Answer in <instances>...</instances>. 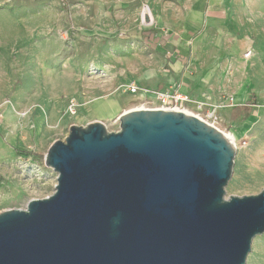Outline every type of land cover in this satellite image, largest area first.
Listing matches in <instances>:
<instances>
[{"label": "rangeland", "instance_id": "374dc122", "mask_svg": "<svg viewBox=\"0 0 264 264\" xmlns=\"http://www.w3.org/2000/svg\"><path fill=\"white\" fill-rule=\"evenodd\" d=\"M185 14L179 0H0V214L54 193L57 174L45 156L71 126L104 116L98 102L114 101L110 111L122 114L151 100L125 92L127 84L185 92L186 73L185 112L212 123L217 108L215 126L238 145L226 198L263 190L264 0H236L234 18L198 45L202 32L187 31ZM151 36L165 44L153 46ZM168 44L189 48L183 74L170 66ZM247 47L249 66L241 61ZM103 123L119 131L118 118ZM246 264H264V234Z\"/></svg>", "mask_w": 264, "mask_h": 264}, {"label": "water", "instance_id": "95a60500", "mask_svg": "<svg viewBox=\"0 0 264 264\" xmlns=\"http://www.w3.org/2000/svg\"><path fill=\"white\" fill-rule=\"evenodd\" d=\"M73 125L45 165L54 193L0 214V264H246L264 234V188L231 196L237 148L175 110Z\"/></svg>", "mask_w": 264, "mask_h": 264}, {"label": "crops", "instance_id": "0c3cea01", "mask_svg": "<svg viewBox=\"0 0 264 264\" xmlns=\"http://www.w3.org/2000/svg\"><path fill=\"white\" fill-rule=\"evenodd\" d=\"M235 2L236 0H190V1L189 0H179V4L182 5V7H184L186 10L184 19L186 21L185 27L188 29L187 31H190L193 34H196V33L199 34V32H202L200 36L195 38V41H194L195 45L202 43V41L206 39L207 32L209 33L214 30H219L220 27L227 20L234 18L233 13H234V3ZM150 39L153 40V46L165 44L163 39L154 38L152 36ZM168 49L171 52H173V57H174L170 65L172 70L174 72L180 71V74L181 73L183 74V72L185 71L184 67L186 66V63H187L185 62V59L186 57L189 56V52H188L189 48L179 44L177 48L175 49V52L173 51L171 46H169ZM252 58L247 61V66H249V62H251ZM241 61L245 62L244 58H242ZM249 71H250V68L248 67L247 75ZM191 77L192 76L190 74L186 73V74H183V76L180 78L181 88L185 90V92L179 90L181 93L187 95L186 90L191 85V81H192ZM113 104H114V101H111L108 103V102L101 100L100 102H98L95 105V108L97 107L100 109L102 108L101 112H100V109L98 110L104 116L97 119L96 121L105 122L107 120L117 119L121 114L117 115L114 109L110 111ZM246 118L247 120L250 119L249 120L250 122H253L255 119L252 112L247 113V117H245V119ZM241 119L237 118L235 122L238 123Z\"/></svg>", "mask_w": 264, "mask_h": 264}, {"label": "built area", "instance_id": "2783aa9c", "mask_svg": "<svg viewBox=\"0 0 264 264\" xmlns=\"http://www.w3.org/2000/svg\"><path fill=\"white\" fill-rule=\"evenodd\" d=\"M143 12L145 16V13L149 12L148 8H146V10H144ZM252 56H253V50L252 48H248L247 52H245L244 54V59L248 61L252 58ZM124 89L125 92H128L131 95L141 94L143 96H150L151 100L143 103L140 106V108L137 109L175 110V111L185 112L184 105L191 102L188 95L181 93L179 90L152 91V90H147L145 88H141L135 83L127 84L126 86H124ZM230 102H233V99H231ZM216 109L217 108H213V110L208 114V118L212 121V123L203 120L213 125L214 127H216L215 123L218 121V117L216 116ZM77 110H78L77 105L74 102H72L69 106L70 114L72 116H75L77 114ZM2 117L3 115H0V118ZM246 145L247 143L244 142L243 146ZM234 146L238 148V145H234Z\"/></svg>", "mask_w": 264, "mask_h": 264}, {"label": "bare ground", "instance_id": "6f19581e", "mask_svg": "<svg viewBox=\"0 0 264 264\" xmlns=\"http://www.w3.org/2000/svg\"><path fill=\"white\" fill-rule=\"evenodd\" d=\"M147 14L149 15V12H148ZM101 109H102V108H101ZM101 109H100V110H101ZM10 111H11V109H10ZM10 111H9V112H10ZM227 137L230 139V141H231L234 145H236V144L234 143V139H233L232 137H229V136H227Z\"/></svg>", "mask_w": 264, "mask_h": 264}]
</instances>
